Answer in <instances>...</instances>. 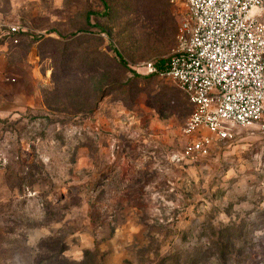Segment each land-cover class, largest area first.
Listing matches in <instances>:
<instances>
[{
    "label": "rangeland",
    "instance_id": "rangeland-1",
    "mask_svg": "<svg viewBox=\"0 0 264 264\" xmlns=\"http://www.w3.org/2000/svg\"><path fill=\"white\" fill-rule=\"evenodd\" d=\"M186 10L0 0V264H264V126L186 157L189 96L133 72Z\"/></svg>",
    "mask_w": 264,
    "mask_h": 264
},
{
    "label": "built area",
    "instance_id": "built-area-1",
    "mask_svg": "<svg viewBox=\"0 0 264 264\" xmlns=\"http://www.w3.org/2000/svg\"><path fill=\"white\" fill-rule=\"evenodd\" d=\"M187 8L171 56L136 68L176 82L193 113L183 154H210L233 126H264V0H183ZM16 31V26L10 27ZM10 32V31H9Z\"/></svg>",
    "mask_w": 264,
    "mask_h": 264
},
{
    "label": "trees",
    "instance_id": "trees-1",
    "mask_svg": "<svg viewBox=\"0 0 264 264\" xmlns=\"http://www.w3.org/2000/svg\"><path fill=\"white\" fill-rule=\"evenodd\" d=\"M119 56L121 57V55L119 54ZM122 59V58H121ZM164 59V58H163ZM161 60V59H160ZM124 62V61H123ZM133 72L135 74H137L138 76H142V75H139L135 70H133ZM142 77H157V76H142ZM45 246V245H44ZM52 251H56L58 252V255L56 254L55 256V259L51 262L52 264H62L64 262H68L67 264H73V262H70L69 260H67L65 257L62 256V252L64 251V249L60 248V249H55V250H52ZM90 252L87 251V254H89ZM47 260V258H41L37 261V264H44V262Z\"/></svg>",
    "mask_w": 264,
    "mask_h": 264
}]
</instances>
